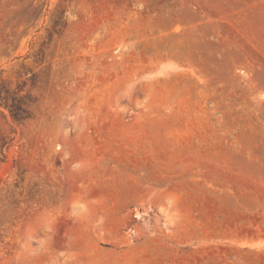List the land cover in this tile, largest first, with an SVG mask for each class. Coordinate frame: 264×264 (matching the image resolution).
<instances>
[{
	"label": "rangeland",
	"instance_id": "obj_1",
	"mask_svg": "<svg viewBox=\"0 0 264 264\" xmlns=\"http://www.w3.org/2000/svg\"><path fill=\"white\" fill-rule=\"evenodd\" d=\"M244 230L264 234V0H0V264H264L227 244Z\"/></svg>",
	"mask_w": 264,
	"mask_h": 264
},
{
	"label": "crops",
	"instance_id": "obj_2",
	"mask_svg": "<svg viewBox=\"0 0 264 264\" xmlns=\"http://www.w3.org/2000/svg\"><path fill=\"white\" fill-rule=\"evenodd\" d=\"M234 191H233V196H232V210L234 214H241L242 212V201L245 200L243 199V195L240 193L245 189L243 185L240 182H235ZM256 188H253V190L247 191L249 193L248 197L251 200H256L258 198V192L255 190ZM246 190H244L243 193H245ZM194 195V194H193ZM193 195L191 197L194 199ZM244 206V210H245ZM193 210L196 212V209L193 208ZM231 224L233 226L236 225H241V219H236L235 217L233 218ZM250 227L252 224H249ZM180 225H178V218L176 216L172 215L170 216L168 224L164 225V228L167 230H174L175 228L177 229ZM175 229V231H176ZM235 231H242L241 226L238 228H234ZM252 230H249L248 232H251ZM244 233H238L235 235V239L233 241L227 242L228 245L234 247V248H243V249H262L264 248V234H260L258 232L255 233H246V231H243ZM264 233V232H263ZM150 241L147 240V244H151V247L153 248H161L164 253L168 258H171L172 256H177L178 258H194L193 253L195 252V248H190V249H184L183 246L173 244L171 242L167 241H161V244L155 240V237H153Z\"/></svg>",
	"mask_w": 264,
	"mask_h": 264
}]
</instances>
